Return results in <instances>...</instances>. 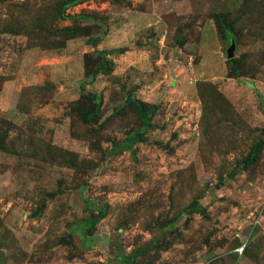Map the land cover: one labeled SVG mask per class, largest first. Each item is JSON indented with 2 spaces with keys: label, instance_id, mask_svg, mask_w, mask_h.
Masks as SVG:
<instances>
[{
  "label": "rangeland",
  "instance_id": "obj_1",
  "mask_svg": "<svg viewBox=\"0 0 264 264\" xmlns=\"http://www.w3.org/2000/svg\"><path fill=\"white\" fill-rule=\"evenodd\" d=\"M262 141L264 0H0V264H264Z\"/></svg>",
  "mask_w": 264,
  "mask_h": 264
},
{
  "label": "trees",
  "instance_id": "obj_2",
  "mask_svg": "<svg viewBox=\"0 0 264 264\" xmlns=\"http://www.w3.org/2000/svg\"><path fill=\"white\" fill-rule=\"evenodd\" d=\"M106 66L102 69L103 73L105 74H109L112 72L113 70V65L111 62H106ZM139 104V112L141 114V117L143 119V122L145 124V126H150V120H151V117L149 115V112L148 110L146 109L145 105L141 102L138 103ZM264 148V141L262 142H259L255 147L254 149L252 150L250 156H249V159H248V163L247 164H251L253 162H255L257 159H258V156L259 154L261 153V151L263 150Z\"/></svg>",
  "mask_w": 264,
  "mask_h": 264
},
{
  "label": "water",
  "instance_id": "obj_3",
  "mask_svg": "<svg viewBox=\"0 0 264 264\" xmlns=\"http://www.w3.org/2000/svg\"><path fill=\"white\" fill-rule=\"evenodd\" d=\"M235 49H236V44H235L234 41H232L231 47H230V50H229V58H233L234 57Z\"/></svg>",
  "mask_w": 264,
  "mask_h": 264
}]
</instances>
